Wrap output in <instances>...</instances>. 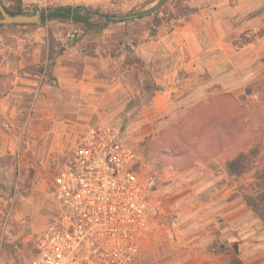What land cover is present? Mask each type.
Here are the masks:
<instances>
[{
    "label": "rangeland",
    "instance_id": "374dc122",
    "mask_svg": "<svg viewBox=\"0 0 264 264\" xmlns=\"http://www.w3.org/2000/svg\"><path fill=\"white\" fill-rule=\"evenodd\" d=\"M159 1L3 3L27 15L84 6L120 21ZM217 7L219 46L214 30L188 43L175 33ZM205 16L195 18L206 26ZM101 123L155 180L158 223L133 264H264V212L249 204L264 193V0H166L150 16L93 31L63 21L0 25V264L33 257L57 213L56 152Z\"/></svg>",
    "mask_w": 264,
    "mask_h": 264
},
{
    "label": "built area",
    "instance_id": "2783aa9c",
    "mask_svg": "<svg viewBox=\"0 0 264 264\" xmlns=\"http://www.w3.org/2000/svg\"><path fill=\"white\" fill-rule=\"evenodd\" d=\"M55 157L49 174L57 213L26 264H133L158 223L150 204L155 180L145 179L140 154L101 123Z\"/></svg>",
    "mask_w": 264,
    "mask_h": 264
},
{
    "label": "trees",
    "instance_id": "16d2710c",
    "mask_svg": "<svg viewBox=\"0 0 264 264\" xmlns=\"http://www.w3.org/2000/svg\"><path fill=\"white\" fill-rule=\"evenodd\" d=\"M4 8L6 9L7 13L11 16H20V15H27L25 11L22 9L21 6H18L14 9L7 8L3 0H0ZM43 23L46 21H63V22H72L74 24L82 25L85 31H93V30H103L105 29L110 23H118V22H127L128 19L123 20H116L115 15L109 14H102L97 10H92L91 8H87L84 6H56V7H49L47 9L41 10ZM1 18V14H0ZM98 18L100 21H105L104 24L94 22V19ZM26 26V25H25ZM245 155L240 154V158ZM230 168L233 170L234 165L231 164ZM254 200V199H253ZM258 200L264 201V193L258 195ZM252 202L249 200V204L254 208V210L259 211L260 214L264 212V206H262V202ZM263 210V211H262ZM262 211V212H261ZM236 264H241V262L237 259L233 260Z\"/></svg>",
    "mask_w": 264,
    "mask_h": 264
},
{
    "label": "crops",
    "instance_id": "0c3cea01",
    "mask_svg": "<svg viewBox=\"0 0 264 264\" xmlns=\"http://www.w3.org/2000/svg\"><path fill=\"white\" fill-rule=\"evenodd\" d=\"M212 11H209V9H202L201 12L197 11L195 12V14L193 15L194 19L193 21L187 22L183 27L180 26L176 29L175 33L176 34H182V37H185V39L187 40V43L189 42V39L191 40V38L193 39L196 35L197 36H202V31H206L205 29H210V31H216V36H215V40H216V45L219 46V44H221V41L224 39V26H223V22L220 20V16L219 14H221V7H217L215 8H211ZM225 11L224 9L222 10V12ZM205 16L204 18L207 20V17L209 16V20L206 23V26L200 24L197 22V19L195 17H201L202 14ZM199 21V20H198ZM199 31V32H198ZM187 33V35L184 34ZM190 33V34H189ZM215 34V33H214ZM183 39V38H181ZM196 39V38H195ZM206 42V41H205ZM186 44V43H185ZM221 46V45H220ZM196 54H192V59L190 62H195L196 61ZM189 65H191L189 63ZM193 69H196L195 67ZM195 71V70H194ZM197 91H195V93H197ZM165 94L168 93V91L164 92ZM154 105L157 104L158 101L161 100V97L157 96L154 97Z\"/></svg>",
    "mask_w": 264,
    "mask_h": 264
},
{
    "label": "water",
    "instance_id": "95a60500",
    "mask_svg": "<svg viewBox=\"0 0 264 264\" xmlns=\"http://www.w3.org/2000/svg\"><path fill=\"white\" fill-rule=\"evenodd\" d=\"M166 0H160L159 3L151 8L150 10L140 12L131 16H127L124 19H138L140 17H146L153 14L155 11L159 10ZM0 25H40L43 22L42 14L37 13L35 15H20L11 16L7 13L6 9L0 1Z\"/></svg>",
    "mask_w": 264,
    "mask_h": 264
}]
</instances>
